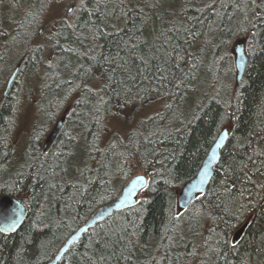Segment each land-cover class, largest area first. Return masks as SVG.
Instances as JSON below:
<instances>
[{
	"label": "trees",
	"instance_id": "1",
	"mask_svg": "<svg viewBox=\"0 0 264 264\" xmlns=\"http://www.w3.org/2000/svg\"><path fill=\"white\" fill-rule=\"evenodd\" d=\"M25 1L39 5L35 18L54 0ZM22 2L0 0V75L22 29L2 6ZM245 24L242 82L228 100L209 95L185 116ZM51 37L49 82L39 89L47 117L73 108L49 153L37 129L16 158L14 87L44 56L28 50L0 103V195L23 202L29 216L15 234L0 233V264L52 260L140 170L149 184L137 205L97 224L60 264H264V0H84ZM154 106L162 108L150 114ZM113 120L128 125L124 136L112 132ZM230 123L207 193L181 211L178 192Z\"/></svg>",
	"mask_w": 264,
	"mask_h": 264
},
{
	"label": "rangeland",
	"instance_id": "2",
	"mask_svg": "<svg viewBox=\"0 0 264 264\" xmlns=\"http://www.w3.org/2000/svg\"><path fill=\"white\" fill-rule=\"evenodd\" d=\"M83 1L84 0L45 1L42 3L43 9L38 17L35 18V6L39 5H30L28 1L23 0L18 9L13 10L10 5L2 6L1 14L3 17L9 18V20L11 19L14 23H20L22 29L20 27L21 31H19V35L16 36L18 40L15 39L14 41V50L8 56L5 68L0 75V103L5 97L4 95L11 76L16 69L20 68L21 61L26 58L28 50L39 47L43 49L44 55L41 65L38 68L27 72L16 87H14L18 90L17 96L19 98L18 109L14 115V124L11 130V138L16 147V158H22L24 149L28 143L27 141L32 132L37 129H41L43 132L46 131V140L47 136L55 128L60 118L65 114H69L73 108L72 101L68 106L69 108H63L62 113L58 115L54 122H51L47 117V100L43 99L41 96L42 93H40L41 91L39 89H41V86L43 87L49 82L48 72L53 61L54 52L51 46L53 28L62 23H73L77 18V10ZM31 14H34L33 17ZM26 22L29 26H23ZM17 26L18 25L15 27ZM247 27L248 24H245L244 28H237L234 38L229 39L231 46L229 47V51L226 50L225 52V64L223 65L222 71L219 73L217 80L216 75L212 76V78L206 82L204 87H200L197 94L194 95L188 106L184 109V113L188 111L191 112L190 110L199 104L203 105L202 103L207 101L208 97H210L209 95L213 94L214 96L216 94L228 100V98H230V96L236 91L238 84L236 80V56L234 49L241 42H244L246 44V49H248L249 38ZM223 88H226V95H223L222 93ZM161 108V106L159 108L154 106L153 109L150 110V114L158 112ZM147 113L148 112L145 113V117L150 115ZM186 115L187 113L185 116ZM109 124L112 128V132H117L122 136H124L128 130V125L124 122L119 123V121L113 120ZM232 127V123L228 124L226 127L230 130V133ZM15 168H18V165H16L14 169ZM138 174L145 173L140 170Z\"/></svg>",
	"mask_w": 264,
	"mask_h": 264
},
{
	"label": "water",
	"instance_id": "3",
	"mask_svg": "<svg viewBox=\"0 0 264 264\" xmlns=\"http://www.w3.org/2000/svg\"><path fill=\"white\" fill-rule=\"evenodd\" d=\"M62 1V0H60ZM235 65L237 69V84L243 80L245 71L249 64V54L244 42L239 43L235 49ZM19 69H16L11 76L5 94L8 93L13 82L16 79ZM67 115L60 118L55 128L47 136L44 143V151L50 152L62 132L65 129ZM230 137V130L225 128L214 145L208 152L197 176L186 183L178 192V206L181 211L189 209L196 203L199 197L205 195L214 178L215 169L221 160L222 150L226 146ZM149 178L145 174H138L131 178L123 187L119 197L112 203L106 204L98 208L89 218V220L72 234L65 244L61 247L56 256L45 264H60L68 251L81 241L84 235L94 228L97 224L112 217L117 212H122L133 208L137 205L141 193L148 187ZM29 213L26 205L12 196L0 195V233L5 235L15 234L28 219ZM246 225L239 230L235 236L238 241L244 232Z\"/></svg>",
	"mask_w": 264,
	"mask_h": 264
},
{
	"label": "bare ground",
	"instance_id": "4",
	"mask_svg": "<svg viewBox=\"0 0 264 264\" xmlns=\"http://www.w3.org/2000/svg\"><path fill=\"white\" fill-rule=\"evenodd\" d=\"M45 5V4H44ZM151 7V6H150ZM54 53V52H53ZM19 69V68H18ZM236 76H237V69H236ZM9 93V92H8ZM7 93V94H8ZM7 94H5L4 96H6ZM45 152V151H44ZM45 153H49V152H45ZM27 207V206H26ZM28 209V208H27ZM28 213H29V211H28Z\"/></svg>",
	"mask_w": 264,
	"mask_h": 264
}]
</instances>
